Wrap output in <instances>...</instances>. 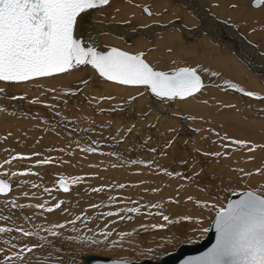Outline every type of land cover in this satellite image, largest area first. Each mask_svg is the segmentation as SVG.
I'll use <instances>...</instances> for the list:
<instances>
[{
  "label": "rangeland",
  "instance_id": "rangeland-1",
  "mask_svg": "<svg viewBox=\"0 0 264 264\" xmlns=\"http://www.w3.org/2000/svg\"><path fill=\"white\" fill-rule=\"evenodd\" d=\"M113 1L115 0H110V3L106 5V9H102L103 12L100 11V7V9L91 14L95 15V13L100 12L99 15H102L105 13V10L108 13L112 12V14L110 13L111 16H116V19L113 16L112 17L114 19H109V16H107V18H101L91 15L90 18L93 23L89 22V24H100L104 25L103 27L106 28L119 27V29L122 26L132 35V37L129 38L131 41H136L137 39L135 38H140L141 35L142 38L139 40L145 41L141 43L142 45L140 47L147 48L148 50H145L144 56L147 53H151L159 48V53L162 54L161 57L163 55L165 57L168 56L167 63L169 64H174L177 61L181 67H195L186 66L185 61H182L181 58L185 56L192 60L197 56L199 58V64L197 67L200 68V72L212 80L206 81L208 86L204 88L205 91L203 93H197L195 97H189L186 100L178 99V101H176V104H178V102H186L188 100L191 101L192 104L188 105L186 110L181 112H178V110L172 111L169 117H161L163 118V121H165L164 124H166L164 125V128H166L165 133L160 134L157 132L158 134L156 135L153 132L155 126L154 124H159L155 122L150 128L148 125L145 126L147 129L144 128L145 134L143 141L139 140L138 142L137 139L139 130H133V134L132 131L129 132V129H124L125 122H130V124L133 125L135 124L134 122L136 118H139L137 116V110L134 115L128 114L126 110L130 105L128 104L129 100L131 101L132 99L135 100L143 97L145 93L140 87L131 88V86L117 85L115 83L105 81L99 77L95 70L89 65L80 66L82 67V69H80L82 70V75L79 78H75L71 75L74 70L73 69L68 73L61 74L62 76L57 75L55 77L46 78L47 80L44 79V82L39 81L40 83L38 84L26 82L20 86L21 89H25L23 93L17 92L18 94H15V91L11 93L12 97L16 96L17 99H13L9 97V93H5L3 95L4 101L0 99V144L2 141V146H0V165H3V167H0V173L8 174L4 175L2 178L11 182L12 191L7 196H0V200L3 205L1 208H4V211L0 210V227L12 228L13 232L0 234V253L6 252L10 255L12 252H19L26 244L35 245L40 243L43 248L47 249V251H44L43 254L41 253V249L35 250L34 255L39 261H41V264H56L57 260H63L66 262L65 264H82L80 261L76 263L75 259L71 257V255H74L75 257L96 255L111 259L122 257L127 261L134 262L145 259L156 261L159 257L153 259L145 253L149 251V249L159 251L160 249L158 245L162 246L166 242H175L174 237H172V235L176 234V230H174L175 228H178L179 230L182 229L188 237L200 242L206 235V233H202L200 229L205 227L209 228L213 218L215 217V209L212 208L211 205L214 204L216 208L224 207L229 195L245 190H255L259 193V189L264 187V105H260L259 100H255L254 97H246L241 93L239 94L242 98L234 94L228 95L231 96V98L221 97L223 94L232 93V91L226 89L228 88V83L227 81H224V68L213 63L211 60L206 59L205 54H210L207 52L208 50L202 51L199 48H195L193 44L189 42V39L186 40L184 35L180 34L182 29H178V31L173 29L174 31H171L172 22L170 23L166 21L167 18H165L166 8L164 6L167 5L163 6L161 4L160 6L155 7V9H159H157V13H159V16L161 15L160 18L163 17V21L160 22L161 20H159L157 23L165 30L152 35L151 30H148L147 28L149 25L148 22H140L139 20L135 21V17L131 18V16H135V13L136 15H138V13L140 15H144L141 13L140 8H148L147 5L149 2L146 3L145 0H131L132 3L133 1L137 3V8L135 9V6H131L135 5V3L130 4L129 0H122V4H125V6H122L119 2L121 5L120 7H117L116 3H114L111 7ZM159 1L163 2L164 0ZM205 1H210V4L206 3L207 5H205L207 6V10H211L209 5L212 6V8L215 7V3L220 4L224 12L235 14L234 20L224 18L217 19L216 11H214L215 18L218 21H221L226 28H232L239 37V39L237 37L235 40V50L233 48H226L224 51L223 49H217V47H211L212 51L210 57L212 55L214 59L229 62L230 65H233L232 62L247 63L245 61L247 56L244 53L248 52L250 49L241 44V40H244L247 44L254 47L258 54L262 53L259 54V58L264 61V56H262L264 55V15H260L258 20L253 19L252 17L250 18V20L252 19L251 22H248L249 19L246 21L243 14L251 15L249 9H258H254L248 5L244 6L242 3L243 0ZM248 1H250L251 5L254 0H247V4ZM211 3L213 4L211 5ZM239 3L244 6L243 9L240 8L239 10ZM149 6H151V3ZM113 7L118 9H113ZM121 7L124 8L122 9ZM110 9L113 10L111 11ZM161 10H163V13L160 12ZM241 10L244 13L241 12ZM260 11L264 13V6L260 9ZM120 15H122V17H120ZM185 18L186 21L183 18H180L181 21L175 20V23L181 26V23L183 24L186 22L183 25L187 26V23L190 24V22H187V16ZM197 19L198 18L196 17L193 19L196 21V27L194 26V28H197V25L199 24ZM115 21H118V23L116 24ZM80 22L81 19H79L78 24ZM146 23L148 25L145 26V29H143L144 27H139L140 25ZM91 31L96 32L95 29ZM170 31L178 37L175 38L173 35H168L170 34ZM138 33L140 35H138ZM177 33L179 34L177 35ZM100 34L101 32L92 34L93 36L89 35L88 39L91 38L92 42L97 41L96 43H101L102 45L108 41L109 44H104L103 46L105 48L101 50V52L115 47L113 44L116 43H119L122 47L126 46L124 45L125 43L123 44L125 39L121 40L120 37L117 38L115 35H107L104 33H102V35ZM199 34H201V32H199ZM144 35H146L147 38H144ZM199 36L203 37L207 35ZM218 36L220 35H217L219 40ZM221 36H223L221 37L223 40L230 44V39H226L224 35ZM159 37L160 41L156 40ZM166 38H168V43L166 42L165 44H161V40H166ZM145 43H148V46H151V48L149 49ZM84 44H86V42ZM231 47H233L232 44ZM115 48L126 51L121 47ZM130 53L135 54L133 52ZM151 56L152 57L149 56L150 60L146 56L144 59H146V62L150 63L151 66H156L159 62L155 60V55ZM261 63L264 65V62L261 61ZM245 67L246 70L239 67L236 68V71L240 73V80L243 75L248 73V70L251 69L250 71H253V66L250 67V65H245ZM157 69L164 71L168 68L165 66ZM213 72L217 73V75H211ZM65 82L66 86L64 85ZM55 83L56 86H54ZM218 84L225 86V89L229 92H221L219 87H217ZM135 88H137V90ZM43 89H45L46 92ZM92 90L95 91V93ZM133 90H136L137 92H134ZM52 91L54 93L57 91V95L56 93H52ZM39 92L40 94H38ZM49 92L50 95L48 94ZM68 94L73 96L68 97ZM113 95H116L117 97H114ZM135 95L137 97H135ZM256 95H264V93L262 92L261 94ZM19 97H23V99H19ZM253 99L256 101L255 104ZM11 100H13L14 103H12ZM15 100H25L26 102L30 100L31 103L32 101L39 100L38 103L33 104L36 106L39 104L43 106L45 105L44 111L46 107H52L51 109L57 110V112L61 111L63 114V120L59 119L57 123L52 121L55 120L53 118L49 120L46 115L42 116L39 112H37L39 111V107H35V110H32L31 112L26 110L24 107H11L12 105L19 103V101ZM47 100L51 101L52 105ZM126 100L127 102H125V105L123 101ZM145 101L146 102L143 103V107H145L144 112H142L143 118H145L149 109L148 96L145 97ZM165 104L170 106L168 103ZM28 105L30 106V104ZM124 105L126 107H123ZM164 109H166V111H171L173 107H165ZM158 114L159 113H157V115ZM221 117H228L230 120L234 121L235 124L223 123L221 121ZM176 118H179V120H176ZM248 124H251V127ZM31 125H35L37 132L31 130ZM113 125L115 129L120 126V129L118 128L119 133H117V131L109 132L106 130L107 128L112 129ZM122 129L123 131H120ZM85 132L87 135L82 136L81 134H85ZM105 132L111 136L112 143H115V137H117L122 145L126 140V144L130 147L127 149V151H129L127 152L126 148L121 149L120 145L112 149L111 143L103 141L107 137ZM142 132H140V134H142ZM207 133L210 135L208 138V145L213 142V144L216 145V148L206 149L202 147L201 143L203 144L202 141H204ZM119 134L120 137L125 136L120 138ZM79 135L82 139H84L78 143L77 139H80ZM73 137L76 139L74 142H72ZM164 137L165 139H163ZM220 137H227L228 139L223 140ZM231 140L246 141L248 146L242 148L239 145H232ZM7 143H9V146H7ZM81 143L85 144L82 145ZM28 144L34 145L35 148H29L27 146ZM38 144H40V146H38ZM252 145H258L261 147H258L255 151H249V147ZM24 146H27L28 149L32 151V154L24 155L25 151L22 149ZM84 147L92 149L95 147L96 150L94 149L92 152H85L83 151ZM174 148L177 149L175 150ZM154 149L160 151L161 155L158 156ZM162 151L163 153L164 151L167 153L169 152V154L165 152L164 155H162ZM176 153L178 154L176 155ZM216 153H219V155H215ZM158 154L160 153L158 152ZM201 155H203V157ZM14 156L18 157V159L14 160ZM19 157H29L31 166H28V163L20 161ZM46 158L52 160V163L47 165L39 164V161ZM198 158H201L204 163L199 161ZM167 160L169 164H174L175 168L168 166L166 171L161 167H159V169L154 167L157 163L161 161L165 162ZM6 161H10V163H6ZM133 161H135V163H133ZM223 162L228 164L229 167L227 170L220 171L218 170V166L222 165ZM183 167H185L184 171H182ZM12 172H24L27 173V175L13 177L11 176ZM184 172L187 174L184 175ZM32 173H36V175H33ZM246 173H251V175H246ZM61 177H65L68 180L80 177L81 180L78 184H70L69 192L64 193L59 191L56 187V183ZM81 181L83 184L85 182H87V184H85V188L82 186L81 193H78L76 191V186H80ZM253 182H259V189L250 185ZM33 184L37 185V187H32ZM121 184L124 185L123 188L120 187ZM160 186L161 189H158L157 187ZM45 188L49 189V191L46 192ZM94 188H103V190L110 192L107 196V200L110 205L109 211L119 214L108 217V221L103 222V225H98L97 228L95 227L96 225H93V221L108 211L102 209V206L105 208L106 204V198L103 195V192H95L93 191ZM170 188H172V190H170ZM158 190L165 191L164 194L166 195L161 194L162 197L168 196L167 202L169 203L170 208L165 211L167 212L166 215L169 216L173 223L169 224L165 222L162 217L159 221L155 222H148L145 218L143 208H147V201L149 200L147 194L156 193ZM25 193L28 195L25 196ZM92 195H95L96 197L94 198ZM187 196H189V198L192 196V198L197 197L195 200L191 198L193 201H196V204H199L201 209L200 215L196 218H194L195 214L185 212V202L179 200L182 198L183 200L188 201V199H185ZM201 196L204 197V199H201ZM61 201L63 202V210L55 209L54 205ZM10 202L12 205L14 202L16 205L24 206L23 208L15 207V210L21 209L24 214H26L29 222L24 221L23 218H21V220L20 217H18L19 219H16L17 217L15 213L18 214V210L13 211L10 204L7 205V203ZM40 204H44L45 207H53L54 211L52 213H48L42 208L35 207ZM131 206L139 209V211L128 212L127 209L132 208ZM205 214V224L195 230L193 227L199 225L196 221L200 220L203 222ZM126 216L130 217V221L124 223L123 219ZM77 217L80 219H76ZM185 217H190L191 219L186 220ZM12 219L18 220V222L15 221L16 223H14L12 222ZM72 220H75V224L71 223ZM54 223H61L65 225L63 229H53V231L60 233L59 237H53L49 232L45 231V229L51 228ZM154 224L164 225V227L153 229L151 226ZM36 226H40V230L38 235L30 237L33 240V244L32 242H27L25 239L26 237H22L20 233L16 231L18 228L35 231L34 229ZM76 229L79 230V232L76 233ZM80 230L82 233H80ZM108 231H111L112 235L108 237L107 241H105L104 237L101 236L100 233ZM80 236H92L103 243H101L98 247L85 245L86 249L94 248V251L82 252L80 248L81 241L78 239ZM182 239L183 237H181V240ZM176 242L179 243V245L197 244L187 242L181 243L179 241ZM105 244L109 246L106 251L104 250ZM13 245H15V247H13ZM63 247L73 248L65 251L62 250ZM169 248L171 249V243H169ZM172 251H174V249H172ZM22 254L27 255L28 257L33 255L27 253ZM16 264H19V262H16Z\"/></svg>",
  "mask_w": 264,
  "mask_h": 264
},
{
  "label": "snow or ice",
  "instance_id": "snow-or-ice-1",
  "mask_svg": "<svg viewBox=\"0 0 264 264\" xmlns=\"http://www.w3.org/2000/svg\"><path fill=\"white\" fill-rule=\"evenodd\" d=\"M110 0H0V82L4 83H26L29 81L49 78L80 67L90 65L105 81L123 86L143 87L150 90L151 94L161 101H174L176 99L186 100L189 97L200 93L205 87L201 75L196 67H180L172 72L158 71L144 59V53L131 54L118 48H111L106 53L98 51L95 47L86 46L76 35L78 18L89 10L99 9L106 6ZM256 9L264 6V0H254L251 5ZM145 12L149 9L145 8ZM149 14H151L149 12ZM215 76L217 73L213 72ZM227 87L236 92L243 93L246 97H254L257 100H264V97L257 96L252 91H245L238 85L229 83ZM5 89L0 87V94ZM17 99V97H12ZM23 99V97H19ZM38 103V101H32ZM132 129H129L131 132ZM227 140V137H224ZM232 145L247 147L246 141L231 140ZM258 145L249 147V151H255ZM85 152H92V148H84ZM215 155H219L216 153ZM23 159V157H19ZM18 159V157H13ZM10 163V161H6ZM52 160L44 159L39 164H51ZM135 163V161H133ZM3 167V165H0ZM36 175V173H32ZM260 174V173H258ZM7 173H0V196H7L12 191L10 181L3 179ZM24 172H12L11 176H24ZM251 175V173H246ZM81 178L76 177L68 180L61 177L58 189L64 193L69 192L70 184H78ZM32 187H37L33 184ZM124 187L123 184L120 185ZM45 191L49 189L45 188ZM95 192H102L103 188H94ZM28 194L25 193V196ZM191 199V198H189ZM62 201L54 205L55 209H62ZM21 207L23 205H16ZM161 207V205H153ZM32 207V206H29ZM48 213L54 211L53 207H45L44 204L37 205ZM215 218L212 226L216 233L215 244L202 255L188 257L179 264H264V187L258 193L255 190H248L240 194V198L231 200L226 207L216 208ZM128 212H138L137 208L127 209ZM151 214V213H149ZM107 217L119 215L112 211L105 213ZM167 223H173L168 215L158 212ZM76 219H80L77 217ZM190 220V217H185ZM75 224V220L71 221ZM196 223H202L197 220ZM64 224L54 223L51 228L45 229L53 237H59L60 233L53 231L55 228L63 229ZM153 229L163 228L164 225H152ZM40 226L35 231L18 228L16 231L22 237L30 238L38 235ZM207 233L209 228L200 229ZM12 228L0 227V234L11 233ZM100 235L107 241L112 235L111 231L101 232ZM175 237L174 241L199 243L186 234ZM81 251H94V248H85V245L99 246L103 243L92 236H80ZM171 243V249L169 248ZM15 247V245H13ZM105 244L104 250H108ZM159 251L149 249V254L156 260V264H163V260L174 255L172 249H177L179 243L166 242L159 246ZM41 249V253L47 249L40 243L25 245L19 252L0 253V264H41L34 253ZM22 253L33 254L31 257ZM143 254V253H142ZM56 264H65L63 260H57ZM112 264H129L122 258L112 259Z\"/></svg>",
  "mask_w": 264,
  "mask_h": 264
},
{
  "label": "bare ground",
  "instance_id": "bare-ground-1",
  "mask_svg": "<svg viewBox=\"0 0 264 264\" xmlns=\"http://www.w3.org/2000/svg\"><path fill=\"white\" fill-rule=\"evenodd\" d=\"M112 1V0H111ZM125 1V0H124ZM146 1V3L147 2H149L148 3V5H147V9H149V12L151 13V14H149V12H147V13H145V11H144V7L141 9L140 8V10H141V13H143L144 15H140L139 13H138V15H136V13H135V16H131V18H136L135 19V21H140V22H148L149 23V25L146 23V24H143V25H138L139 27H144L143 29H145L146 27L145 26H147V28H148V30H151V34L152 35H154V33L156 34V33H158V32H161V31H164L165 29L163 28V27H161V26H159L158 25V21L159 20H161L160 22H162L163 21V17H161L160 18V16H159V13H157V9L158 8H156L155 9V7H158V6H160L161 4L164 6V5H167V6H164L165 8H166V12H165V18H167V20L166 21H168V22H172V27H171V31H174V30H177L178 31V29L179 30H181V35H184V37H185V39L187 40V39H189L190 41V43H192L193 44V46L195 47V48H199V49H201L202 51H207L208 53H210L211 54V51H212V49H211V47H214V48H216L217 47V49H223L224 51H225V49L226 48H233L234 49V47H235V40L237 39V35H236V32L232 29V28H226L225 27V25H223L222 23H221V21H218L217 19L219 18H224V19H228V20H234V17H235V14H230V13H226V12H224V10L221 8V6H220V4H215L214 3V6L215 7H213L212 8V6H210L209 5V8H211V10H207L206 9V7L207 6H205V5H207L206 3H208V4H210L209 2L210 1H205V0H164L163 2H161V1H159V0H145ZM235 1H237V0H235ZM119 2H120V4H122V0L120 1V0H115V1H113V3H112V5H111V7L114 5V3H116L117 5V7H120L121 5L119 4ZM129 2H130V4H134L135 2L133 1V3L131 2V0H129ZM139 2H141V1H139ZM144 2V1H143ZM142 3V2H141ZM150 3H151V6H149L150 5ZM243 4H244V6L246 5H248V6H251L250 5V1H248V4H247V0H243V2H242ZM137 3H135V5H131V6H135V9L137 8V5H136ZM213 3H211V5H212ZM252 4V3H251ZM125 6V4H122V6ZM142 5H145V4H142ZM170 6V7H169ZM244 6H242L240 3H239V10H240V8H242L243 9V7ZM127 7V6H126ZM125 7V8H126ZM146 7V6H145ZM263 6H261V8H262ZM106 9V6H102L101 7V12H103L102 11V9ZM116 7H113V9H115ZM122 8V7H121ZM124 8V7H123ZM122 8V9H123ZM133 8V7H132ZM160 8V7H159ZM245 8H247V7H245ZM253 8V7H252ZM260 8V9H261ZM100 9V8H99ZM112 9V10H113ZM116 9H118V8H116ZM152 11H151V10ZM254 9H256V8H254ZM260 9H258V10H250L249 9V12H250V14L251 15H246V14H243V16L245 17V20L246 21H248V19H249V21L248 22H251V20H250V18H252L253 17V19H256V20H258L259 19V16L260 15H264V13H262L261 11H260ZM98 9H93V10H89V12L88 13H90V14H88V13H85V14H82V16L81 17H79L78 18V21H79V19H81V22L78 24V26H77V29H76V32H75V35H76V37L79 39V40H82V42L83 43H85L86 42V46H92V47H95L98 51H101V50H103L105 47L103 46L104 44H109V42L108 41H106L107 43H104L103 45L101 44V43H96V42H92V40H91V38L90 39H88L89 38V35H92V34H97L98 32H101V34L100 35H102V33H104V34H107V35H115L117 38L118 37H120V39L122 40V39H125V41L123 42V44L124 45H126L125 47H122L119 43H116V44H113V46H115V47H121V48H124V50H126V51H130V52H133V53H135V54H137V53H140V52H142V53H145V50H147V48H141L140 46L142 45L141 43L142 42H144L145 40H139L140 38H142L141 37V35L138 33V35H140V38H135V39H137L136 41H131L129 38L130 37H132V35L130 34V32L129 31H127L124 27H120V29H119V27L118 28H106V27H103L104 25H100V24H89V22H92L93 23V21L91 20V13H94V12H96ZM111 10V9H110ZM110 10H108V11H110ZM111 10V11H112ZM121 10V9H120ZM159 10V9H158ZM238 10V11H239ZM163 10H161L160 12H162ZM214 11H216V18H215V13H214ZM104 14H102V15H99V13H95V15H92V16H94V17H101V18H103V17H106L107 18V16H109V19H116V16H114V15H112L111 16V14H112V12H110V13H108L107 11H105L104 10ZM116 12V11H115ZM118 12H120V11H118ZM117 12V13H118ZM122 12V11H121ZM133 12V11H132ZM209 12V13H208ZM241 12H243L242 10H241ZM163 13V12H162ZM244 13V12H243ZM153 14H154V18H153ZM164 16V15H163ZM187 16V22H190V24L189 23H187L188 25L186 26V25H183V24H185L186 22V17ZM119 17V16H118ZM120 17H122V15H120ZM142 17V18H141ZM195 17L196 18H198L197 20L199 21V24L197 25V28H194V26H195V24H196V21H194L193 19H195ZM242 17V16H241ZM101 18H100V20H101ZM151 18H153V19H151ZM180 18H183L185 21V23H181V26H179V25H177V23H175V20H180ZM108 19V20H109ZM148 19V20H147ZM182 19V20H183ZM181 21V20H180ZM216 21V22H215ZM116 22V24L118 23V21H115ZM126 22V21H125ZM151 22V23H150ZM98 23H103V22H98ZM105 23V22H104ZM106 23H107V21H106ZM116 24H114V25H116ZM113 25V24H112ZM161 25V24H160ZM193 25V26H192ZM120 26V25H119ZM89 27V28H88ZM109 27V26H108ZM138 27V28H139ZM165 27H167V26H165ZM196 27V26H195ZM134 28H136V27H134ZM212 28V29H211ZM93 29H95L96 30V32H94V31H91V30H93ZM140 29V28H139ZM166 29H168V28H166ZM174 29V30H173ZM133 30V29H132ZM98 31V32H97ZM169 32L170 34H168V35H173V37H175V38H177L174 34H173V32ZM124 32V33H123ZM199 32H201V34H199ZM238 33V32H237ZM77 34H80V35H77ZM176 34V33H175ZM179 33H177V35H178ZM199 35H207V36H199ZM217 35H220V36H218L219 37V40H218V38H217ZM221 35H224L225 36V38L226 39H230V44L229 43H227L225 40H223L221 37H223V36H221ZM228 35V36H227ZM259 35H261V34H259ZM93 36V35H92ZM170 37V36H169ZM180 37V36H179ZM201 37V38H200ZM144 38H147V36L146 35H144ZM143 38V39H144ZM181 38V37H180ZM97 39V38H96ZM127 39V40H126ZM183 39V38H182ZM238 39H239V37H238ZM133 40V39H132ZM156 40H159L160 41V37L159 38H157ZM167 40H168V38H166V40H161V44L162 43H166L167 42ZM173 40V39H172ZM178 40V39H177ZM95 41V40H94ZM104 42V41H103ZM132 43V44H131ZM168 43V42H167ZM185 43H186V41H185ZM187 43H188V41H187ZM131 44V45H130ZM146 44V46L150 49L151 48V46L149 47L148 46V43H145ZM180 44V43H179ZM183 44V43H182ZM231 44H232V46L233 47H231ZM241 44L243 45V46H246L248 49H250L248 52H246V53H244L246 56H247V58H246V62L247 63H244V62H241V63H238V62H232L233 63V65H230V63L229 62H224V61H218V60H216V59H214L213 57H212V55H211V57H210V54H205V57H206V59H208V60H211L213 63H215V64H218L220 67H222V68H224V72H225V78H224V81H227V83L229 84V83H233V84H236V85H238L240 88H243L245 91H252V92H254V93H256V94H261L262 92L264 93V74H263V72H264V65H263V63H261V61L262 62H264L263 60H261L260 58H259V54H262V53H257V50H255V48L254 47H252V46H250L249 44H247L244 40H241ZM158 45V44H157ZM170 45V44H169ZM209 45V46H208ZM213 45V46H212ZM215 45V46H214ZM207 47H210V48H207ZM183 48V47H182ZM189 48V47H188ZM192 48V47H191ZM213 48V49H214ZM252 48V49H251ZM253 48H254V50H253ZM159 49V48H158ZM158 49H156V50H154V51H152L151 53H147L145 56L147 57V58H149V60H150V57H152L151 55H155V60H157L159 63L155 66V65H152L156 70H158L157 68H162V67H165V66H167V70H164V71H166V72H171V71H175L177 68H179V67H181V66H179V64H178V62L176 61L174 64H169V63H167V58H168V56H162L161 57V55L162 54H160L159 53V50ZM107 50V49H106ZM105 50V51H106ZM158 50V51H157ZM235 50V49H234ZM105 51H104V53H105ZM148 51V50H147ZM161 51V50H160ZM259 51V50H258ZM129 52V53H130ZM163 52V51H162ZM177 52V51H176ZM239 52V51H238ZM166 53V52H165ZM248 53V54H247ZM160 55V56H159ZM240 55V54H239ZM145 56H144V58H145ZM150 56V57H149ZM237 56V55H236ZM241 56V55H240ZM245 56V57H246ZM262 56H264V55H262ZM158 57V58H157ZM170 57V56H169ZM172 57V56H171ZM176 57V56H175ZM244 57V56H243ZM262 58V57H261ZM236 59V58H235ZM146 60V59H145ZM181 60L182 61H185V64H186V66H195L197 69H198V74H200L202 77V81H203V83H204V85H205V87H207L208 85H207V82L206 81H211L212 79L211 78H209V77H207V76H204L201 72H200V68L199 67H197V65L199 64V58L196 56L195 57V59H192V60H190V59H188V57H183V58H181ZM245 64V65H250V67H252L253 66V71H250V70H248V73L246 74V75H243L242 76V78H241V80H240V73H238L237 71H236V68L237 67H239V68H242V69H244V70H246L245 68V65H243V64ZM243 66H242V65ZM83 66V65H82ZM90 66V65H89ZM256 66V67H255ZM91 67V66H90ZM80 69H82V67H78V68H76V69H74L73 70V72L71 73V75H73L75 78H79V77H81V73H82V70H80ZM257 70V71H256ZM158 71H161V70H158ZM96 72V71H95ZM97 75H98V73H96ZM61 75V74H60ZM59 76V75H58ZM62 76V75H61ZM77 76V77H76ZM55 77V76H54ZM42 79V80H41ZM41 79H37V80H33V81H29V83H35V84H38V83H40L39 81H42V82H44L45 80L44 79H46V78H41ZM47 80V79H46ZM66 81V80H65ZM23 84H25V83H19V84H16V83H4V82H0V87H2V88H4L5 89V92L3 93V94H0V99H2L3 101H4V99H3V95L5 94V93H9V97H11L12 98V95H11V93L13 92V91H15V94L17 93V92H19V93H23V91L25 90V89H21L20 88V86L21 85H23ZM66 84V82L64 83V85ZM68 84V83H67ZM111 84V83H110ZM58 85V84H57ZM115 85V84H114ZM54 86H56V83H55V85ZM66 86V85H65ZM117 87H119V86H117ZM133 86H131V88H132ZM204 87V88H205ZM217 87H219V89L221 90V92H223V93H228L229 91H227L226 89H229L230 91H232V93H229V94H223V95H221V97H230L231 98V96H228V95H232V94H234V95H237V96H239L240 98H242L241 96H240V94L239 93H241V92H236L235 90H233V89H230V88H226L225 86H223V85H217ZM111 88H113V87H111ZM110 88V89H111ZM119 88H121V87H119ZM142 90H143V92L145 93V95L143 96V97H140V98H137V99H135V100H129L128 102V104H130L129 105V107H128V109L126 110V112H128V114H133L134 115V113H135V111L137 110V116L139 117V118H141V119H139V118H136V120H135V124L133 125V124H130V122L128 123V122H125V128L124 129H132V132H133V130H139V134H138V139H137V142L139 141V140H141V141H143V138H144V134H145V129H147L145 126L146 125H148V127L150 128L152 125H153V123H155V122H157V123H159V124H154L155 126H154V129H153V132L157 135L158 133H165V129L166 128H164V125H166V124H164V122L165 121H163V118H161L162 116H170L171 115V113H172V111H177L178 110V112H181V111H183V110H186L187 108H188V105H190V104H192V102L191 101H186V102H178V104H176V101H178V99H176V100H174V101H161V100H159V99H157L156 97H154L152 94H151V92L149 91V90H147V92H146V89L145 88H143V87H140ZM204 88L201 90V93H203L205 90H204ZM226 88V89H225ZM39 89V88H38ZM37 89V90H38ZM53 89V88H52ZM58 89V88H57ZM117 89V88H116ZM136 90H137V88H135ZM45 92H46V90L45 89H43ZM113 90V89H112ZM119 90H121V89H119ZM128 90V89H127ZM135 90V91H136ZM93 91V90H92ZM111 91V90H110ZM117 91H118V89H117ZM122 91H123V88H122ZM134 91V90H133ZM134 91V92H135ZM139 91V90H138ZM33 92V91H32ZM38 92V91H37ZM57 91H55V93H56ZM94 93H95V91H93ZM116 92V91H115ZM137 92V91H136ZM141 92V91H140ZM142 92V93H143ZM30 93V92H29ZM36 93V92H35ZM42 93V92H41ZM52 93H54L53 91H52ZM54 93V94H55ZM111 93V92H110ZM119 93V92H118ZM130 93H131V91H130ZM141 93V94H142ZM18 94V93H17ZM37 94V93H36ZM38 94H40V92L38 93ZM49 95H50V92L48 93ZM47 94V95H48ZM116 94H117V92H116ZM120 94V93H119ZM133 94V93H132ZM140 94V93H139ZM241 94H243V93H241ZM56 95H57V93H56ZM56 95H54V96H56ZM122 95V94H121ZM127 95V94H126ZM38 96H40V95H38ZM53 96V95H52ZM69 96H73V95H69L68 94V97ZM114 96V95H113ZM131 96V95H130ZM141 96V95H140ZM146 96H148V101L150 102H148V104H149V109H148V111H147V114L145 115V118H143V114H142V112H144V108L145 107H143V103H145L146 101H145V97ZM257 96H261V97H264V95H257ZM16 97V96H15ZM48 97V96H47ZM50 97V96H49ZM66 97V96H65ZM114 97H117L116 95L114 96ZM128 97V96H127ZM135 97H137L136 95H135ZM135 97H133V98H135ZM195 97V96H194ZM40 98V97H39ZM51 98V97H50ZM118 98H119V96H118ZM118 98H116V99H118ZM142 98V99H141ZM244 98V97H243ZM30 99V98H29ZM46 99H48V98H46ZM53 99V98H52ZM54 99H56V98H54ZM65 99H67V98H65ZM111 99V98H110ZM131 99V98H130ZM255 99V98H254ZM253 99V100H254ZM244 100V99H243ZM256 100V99H255ZM254 100V104H255V101ZM15 101H19V103L18 104H15V105H12L11 106V104H10V106L11 107H24L26 110H28L29 112H31L32 110H35V107H39V111H37V112H39V114L40 115H42V116H44V115H46V117L50 120L51 118H53V119H55V120H52L53 122H55V123H57V121L59 120V119H62L63 120V117H62V112L60 111V112H57V110H53V109H51V108H49V107H46V109H45V111H44V107H45V105L43 106V105H38V106H36V105H34L33 103H31V101L29 102V101H22V100H15ZM37 101H39V100H37ZM48 101V100H47ZM69 101H70V99H69ZM117 101V100H116ZM250 101V100H249ZM9 102V101H8ZM11 102L12 103H14V101L13 100H11ZM24 102H26V103H24ZM49 103H51V101H48ZM53 102V101H52ZM56 102V101H55ZM65 102H66V100H65ZM72 102V101H71ZM70 102V103H71ZM124 103L125 102H127V100L126 101H123ZM253 102V101H252ZM24 103V104H23ZM41 103V102H40ZM61 103H63V102H61ZM123 103V104H124ZM165 103H168L170 106H168V105H166ZM249 103V102H248ZM1 104V103H0ZM28 104H30V106L28 105ZM47 104V103H46ZM67 104H68V102H67ZM88 104V103H87ZM253 104V103H252ZM257 104H258V102H257ZM259 104L260 105H264V100H259ZM51 105H52V103H51ZM58 105H59V103H58ZM64 105V104H63ZM73 105V104H72ZM125 105H126V103H125ZM123 106V107H126V106ZM135 105V106H134ZM29 106V107H28ZM61 106V105H60ZM77 106V105H76ZM173 107V109H175V110H173V109H171V111H166V109H164L165 107ZM63 108V107H62ZM69 108H71V107H69ZM147 108H148V106H147ZM152 108V109H151ZM4 109V108H3ZM2 109V110H3ZM74 109V108H73ZM168 109V108H167ZM10 110V109H9ZM65 110V109H64ZM130 110H131V112H130ZM5 111V110H4ZM16 111H18V110H16ZM55 111V112H54ZM41 112V113H40ZM64 112V111H63ZM89 112V111H88ZM46 113V114H45ZM64 113H66V112H64ZM115 113V112H114ZM157 113H159L158 115H157ZM177 113V112H176ZM74 114V113H73ZM136 114V113H135ZM60 115V116H59ZM110 115V114H109ZM130 115H127V116H130ZM105 116V115H104ZM115 116V115H114ZM136 116V117H137ZM172 116H174V115H172ZM177 116V115H176ZM75 117H78V116H75ZM80 117V116H79ZM219 117V116H218ZM81 118H82V116H81ZM128 118V117H127ZM160 118H161V120H160ZM65 119V118H64ZM66 119H67V117H66ZM65 119V120H66ZM123 119V118H122ZM130 119V118H129ZM75 120H77V119H75ZM116 120H117V118H116ZM128 120V119H127ZM126 120V121H127ZM153 120V121H152ZM176 120H179V118H176ZM128 121H130V120H128ZM133 121V120H132ZM221 121L223 122V123H234L235 124V122L234 121H232V120H230L228 117H226V118H224V117H221ZM232 121V122H231ZM147 124H146V123ZM184 122V121H183ZM83 123V122H82ZM113 123V122H112ZM119 123V122H118ZM251 123V122H250ZM253 123V122H252ZM35 124V123H34ZM115 124V123H114ZM105 125H109V124H105ZM175 125V124H174ZM249 125V124H248ZM66 126V125H65ZM95 126V125H94ZM112 126V125H111ZM123 126V125H122ZM136 126H138V127H136ZM237 126V125H236ZM250 127H251V124L249 125ZM252 126H254V125H252ZM38 127V126H37ZM107 127V126H106ZM110 127V126H109ZM169 127V126H168ZM85 128V127H84ZM119 129H120V126L118 127ZM118 128H116L115 129V127H114V125H113V127H112V129H109V128H107L106 130L107 131H113V132H115V131H117V133H119V129ZM145 128V129H144ZM183 128V127H182ZM253 128V127H252ZM31 130L32 131H35V132H37L36 131V127H35V125H31ZM41 130V129H40ZM87 130V129H86ZM85 130V131H86ZM95 130V129H94ZM141 130V131H140ZM170 130V129H169ZM120 131H123V129L122 130H120ZM143 131V132H142ZM151 131H152V128H151ZM176 131V130H175ZM179 131V130H178ZM126 132H127V130H126ZM125 132V133H126ZM140 132H142V134H140ZM158 132V133H157ZM124 133V132H123ZM128 133V132H127ZM176 133V132H175ZM14 134V133H13ZM129 134V133H128ZM133 134H134V132H133ZM154 134V135H155ZM15 135H16V133H15ZM82 136H86L87 134H86V132H85V134L83 133V134H81ZM105 135L107 136L103 141H105V142H107V143H111V147H112V149L113 148H116V146H121V149L122 148H126V151H127V149H129L130 147L128 146V144H126V140H125V143L122 145L121 144V142L117 139V137H115V139H114V142L115 143H112V138H111V136L110 135H108L107 134V132H105ZM104 135V136H105ZM122 135V134H121ZM140 135V136H139ZM148 135V134H147ZM153 135V134H152ZM194 135H195V133H194ZM256 135V134H255ZM259 135V134H258ZM257 135V136H258ZM80 136V135H79ZM98 136V135H97ZM103 136V135H102ZM125 136V135H124ZM124 136H122V137H124ZM130 136V135H129ZM134 136V135H133ZM146 136V135H145ZM162 136H164V135H162ZM93 137H95V136H93ZM119 137H120V134H119ZM122 137H120V138H122ZM152 137V136H151ZM210 137V135H209V133H207V135L205 136V138H204V141H202L203 142V144L201 143V145H202V147L203 148H206V149H208V148H211V149H214V148H216V145H214L213 144V142L212 143H210L209 145H208V142H209V138ZM147 138V137H146ZM175 138V137H174ZM221 139H223L224 140V137H220ZM73 139V141L72 142H74V140L76 141V139L73 137L72 138ZM84 139V138H83ZM83 139L81 138V136H80V139L78 138L77 139V141H78V143L80 142V141H83ZM99 139V138H98ZM157 139H158V137H157ZM163 139H165V137L163 138ZM181 139V138H180ZM93 140V139H92ZM101 140V139H100ZM99 140V141H100ZM175 140V139H174ZM102 141V140H101ZM100 141V142H101ZM160 141V140H159ZM70 142V141H69ZM94 142V141H93ZM97 142V141H96ZM161 142V141H160ZM194 142V141H193ZM87 143V142H86ZM88 143H89V141H88ZM91 143V142H90ZM82 144V143H81ZM83 144H85V143H83ZM82 144V145H83ZM96 144V143H95ZM179 144H180V142H179ZM185 144V143H184ZM79 145V144H78ZM87 145V144H86ZM186 145V144H185ZM0 146H2V141H1V144H0ZM7 146H9V143H7ZM29 148H35V146L34 145H32V144H28L27 145ZM27 146H24L22 149L25 151V154L24 155H29V154H32V151H30L29 149H28V147ZM38 146H40V144H38ZM80 146V145H79ZM78 146V147H79ZM91 147H93V146H91ZM190 147V146H189ZM85 148V147H84ZM88 148V147H87ZM148 148H150V147H148ZM153 148H155V147H153ZM201 148V147H200ZM17 149V148H16ZM94 149L96 150V148L94 147ZM93 149V150H94ZM100 149H102V148H100ZM99 149V150H100ZM159 149V148H158ZM175 149V148H174ZM177 149V148H176ZM175 149V150H176ZM183 149V148H182ZM194 149V148H193ZM197 149H199V148H197ZM39 150H41V149H39ZM136 150V149H135ZM165 150V149H164ZM129 151V150H128ZM127 151V152H128ZM154 151L156 152V154L159 156V155H161V152L160 151H158V150H156V149H154ZM167 151V150H166ZM166 151H164V153L166 152ZM173 151V150H172ZM180 151V150H179ZM182 151V150H181ZM184 151V150H183ZM197 151V150H196ZM158 152L160 153V154H158ZM174 152V151H173ZM164 153H163V151H162V155H164ZM167 153V152H166ZM167 154H169V152L167 153ZM178 153H176V155H177ZM84 155V154H83ZM197 155V154H196ZM175 156V155H174ZM198 156V155H197ZM202 157H203V155H201ZM201 156H199V157H201ZM187 159V158H186ZM199 159V161H201V162H203L204 163V161L201 159V158H198ZM19 160L20 161H22V162H24V163H28V166H31V164H30V158L29 157H24L23 159H20L19 158ZM206 160V159H205ZM236 160V159H235ZM176 161V160H175ZM171 162H172V160H171ZM176 163V162H175ZM207 163V162H206ZM212 163V162H211ZM128 164V163H127ZM221 164V163H220ZM129 166V165H128ZM168 166L169 167H171V168H175V165L174 164H169V162H168V160L167 161H165V162H159V163H157L154 167H156V169H159V167H161L163 170H166L167 171V168H168ZM205 166H206V164H205ZM228 167H229V165L228 164H226L225 162H223L222 163V165H219L218 166V170H227L228 169ZM185 170V167H183V170L182 171H184ZM187 173H185L184 172V175H186ZM161 177V176H160ZM200 179H202V178H200ZM203 180V179H202ZM175 181V180H174ZM85 184H87V182H85L84 184H83V182L81 181V184H80V186H76V191L78 192V193H81V189H82V186H84V188H85ZM203 184V183H202ZM160 185V184H159ZM231 185V184H230ZM252 187H254V188H256V189H259L258 188V186H259V182H253V183H251L250 184ZM157 186H158V184H157ZM170 187V186H169ZM207 187V186H206ZM158 189H161V186L160 187H157ZM167 188V187H166ZM170 190H172V188H170ZM169 190V191H170ZM260 190V189H259ZM140 191V190H139ZM63 192V191H62ZM103 192V195L105 196V198H106V204H105V208L102 206V209H104L105 211H109L110 210V205H109V201L107 200V196H108V194L110 193V192H108L107 190H103L102 191ZM142 192V191H141ZM164 190L163 191H160V190H158L156 193H149V194H147V196L149 197V200L147 201V208H143V211H144V215H145V218H146V220L148 221V222H155V221H159L160 219H161V217L162 216H159V215H156V213H158V212H160V213H162L163 215H166V211L165 210H167V209H169L170 208V206H169V203L167 202V197L168 196H166V197H162L161 196V194H164ZM139 193V192H138ZM146 193V192H145ZM166 193H168V192H166ZM198 193V192H197ZM137 194V193H136ZM164 195H166V194H164ZM177 195V194H176ZM92 196H94V198L96 197L95 195H92ZM146 196V197H147ZM179 196V195H178ZM195 196H196V194H195ZM144 197V196H143ZM180 197V196H179ZM178 197V198H179ZM193 197V196H192ZM191 197V198H192ZM200 197V196H199ZM93 198V199H94ZM195 198H197V197H195ZM195 198H192L193 200H195ZM145 199V198H144ZM185 199H188V201L187 200H183L182 198H180L179 200L180 201H182V202H185V205H186V209H185V212H190V213H192V214H195V217L194 218H196L197 216H199L200 215V213H201V209H200V207H199V204H196V201H193L192 199H189V196H187V197H185ZM201 199H204V197H202L201 196ZM144 203V202H143ZM8 204H10V206H11V208L13 209V211H17L18 212V214H16L15 213V215H16V219H19L18 217H20V219L21 218H23V220L24 221H27V222H29V220H28V218H27V216H26V214H24V212L21 210V209H17V210H15V207L12 205V203L10 202V203H7V205ZM134 204V203H133ZM157 204H159V205H161V207H154L153 205H157ZM144 205H145V203H144ZM1 206H3L2 205V202H1V200H0V210H3L4 211V208L2 207L1 208ZM130 206V205H129ZM128 206V207H129ZM135 206V205H134ZM134 206H131L132 208L134 207ZM201 206V205H200ZM126 207V206H125ZM124 207V208H125ZM202 207V206H201ZM164 209V210H163ZM149 213H151V214H149ZM126 217H128L127 218V221H125L124 223H126V222H129L130 221V217L129 216H126ZM108 217L106 216V215H101L100 217H98L97 219H95L94 221H93V225L97 228V226L98 225H100V224H102L103 222H106V221H108ZM22 220V219H21ZM18 222V220H14V219H12V222H14V223H16V222ZM123 221H124V219H123ZM205 222H206V214L204 215V217H203V222L200 224L199 223V225H196L195 227H193L195 230L198 228V227H202L204 224H205ZM23 224V223H22ZM103 225V224H102ZM88 227V226H87ZM90 227V226H89ZM34 229V228H33ZM35 230V229H34ZM174 230H176V234L175 235H172V237H182V234H185V231H183L182 229V231L181 230H179L178 228H175ZM75 232L77 233V232H79V230H75ZM91 232H94V231H91ZM80 233H82L81 232V230H80ZM90 233V232H89ZM98 233V232H97ZM102 236V235H101ZM39 237V236H38ZM26 240H27V242H32V244H33V240L31 239V238H25ZM176 242V241H175ZM198 244V243H197ZM187 245H194V244H187ZM64 248V249H63ZM62 248V250H65V251H67V250H70V249H72L73 247H63ZM153 251H156V250H153ZM147 256H151L150 254H149V251H147L146 253H145ZM71 257H73L74 259H75V261H76V263H78L79 262V257L77 256V257H75L74 255H71ZM160 258V257H159ZM66 263V262H65Z\"/></svg>",
  "mask_w": 264,
  "mask_h": 264
},
{
  "label": "water",
  "instance_id": "water-1",
  "mask_svg": "<svg viewBox=\"0 0 264 264\" xmlns=\"http://www.w3.org/2000/svg\"><path fill=\"white\" fill-rule=\"evenodd\" d=\"M253 3H254V1L252 2V4ZM145 13H147V12H145ZM109 50L110 49L106 50L105 53ZM58 184H59V180L56 183L57 189H58ZM59 191H61V190H59ZM245 191H248V190H245ZM245 191L229 195V197L226 200L224 207L227 206L229 201L239 199L240 194H242ZM127 218L128 217L124 218V222L127 221ZM214 218H213V220H214ZM215 242H216V233H215V229L212 226V222H211L210 227H209V231L206 233L204 238L201 239V241L198 244H194V245L180 244L177 249H174V251H173L174 255H172L170 258H166L163 260V264H179V262L185 258L202 255L204 252H206L208 249H210L215 244ZM159 259H161V258H159ZM79 261L82 264H112L111 258L103 257V256H96V255L80 256ZM128 262H129V264H156V261L149 260V259L141 260L138 262H134V261H128Z\"/></svg>",
  "mask_w": 264,
  "mask_h": 264
}]
</instances>
